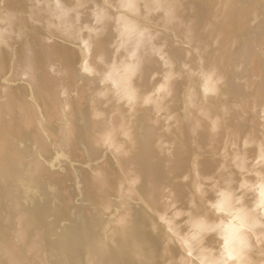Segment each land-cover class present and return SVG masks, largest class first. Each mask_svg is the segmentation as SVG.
I'll return each mask as SVG.
<instances>
[{
	"label": "bare ground",
	"instance_id": "1",
	"mask_svg": "<svg viewBox=\"0 0 264 264\" xmlns=\"http://www.w3.org/2000/svg\"><path fill=\"white\" fill-rule=\"evenodd\" d=\"M0 264H264V0H0Z\"/></svg>",
	"mask_w": 264,
	"mask_h": 264
}]
</instances>
